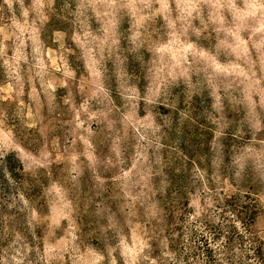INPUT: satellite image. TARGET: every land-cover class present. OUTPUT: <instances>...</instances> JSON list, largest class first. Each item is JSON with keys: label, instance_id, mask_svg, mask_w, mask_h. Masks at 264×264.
I'll return each instance as SVG.
<instances>
[{"label": "rangeland", "instance_id": "1", "mask_svg": "<svg viewBox=\"0 0 264 264\" xmlns=\"http://www.w3.org/2000/svg\"><path fill=\"white\" fill-rule=\"evenodd\" d=\"M259 5L189 48L136 7L0 0V264H178L221 215L264 258Z\"/></svg>", "mask_w": 264, "mask_h": 264}, {"label": "clouds", "instance_id": "2", "mask_svg": "<svg viewBox=\"0 0 264 264\" xmlns=\"http://www.w3.org/2000/svg\"><path fill=\"white\" fill-rule=\"evenodd\" d=\"M41 2V0H37ZM94 4H102L107 7L105 15L108 16L109 24H113L114 21L111 19L113 9H127L130 7H136L140 13V21L150 20L156 15L163 14L165 20L167 21L168 29L177 34V38H183V42L187 43L189 48L196 44L206 45L211 47L212 39L211 33L208 31L210 26L220 25V28L213 27L214 31L219 32L221 28L225 25H230L234 21H229L225 15L221 13H227L236 8V0H91ZM247 3V0H244ZM22 3V0H21ZM153 5H158L159 7H153ZM176 6L179 10V14L175 19H172V13L176 9L172 7ZM260 8L262 13H264V0H260ZM212 8L216 10V14L209 17L208 21H205L204 9ZM148 10V11H145ZM199 20L200 26H193V21ZM191 35L194 40L189 42L188 37ZM175 43V39L173 41ZM199 57H194L191 63H195ZM189 62L185 60V64ZM261 66V80H264V56L260 58ZM59 70V69H58ZM69 77L74 76V73L68 72ZM255 73L252 76L255 77ZM259 83V80L256 81ZM264 91V90H262ZM261 107H264V98L261 99ZM25 133L21 129H17L16 138L21 142L26 144L24 140Z\"/></svg>", "mask_w": 264, "mask_h": 264}, {"label": "trees", "instance_id": "3", "mask_svg": "<svg viewBox=\"0 0 264 264\" xmlns=\"http://www.w3.org/2000/svg\"><path fill=\"white\" fill-rule=\"evenodd\" d=\"M221 216L223 221L217 225L197 218L190 222L188 232H177L170 248L178 264H249V260L253 264H264L253 236L236 231L234 226H225L223 222L227 225L228 216ZM238 217L234 215L235 219ZM222 225L229 229H222Z\"/></svg>", "mask_w": 264, "mask_h": 264}]
</instances>
